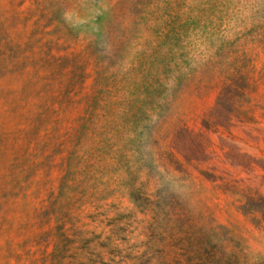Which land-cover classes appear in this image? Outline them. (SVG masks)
Masks as SVG:
<instances>
[{"label": "rangeland", "instance_id": "374dc122", "mask_svg": "<svg viewBox=\"0 0 264 264\" xmlns=\"http://www.w3.org/2000/svg\"><path fill=\"white\" fill-rule=\"evenodd\" d=\"M0 264H264V0H0Z\"/></svg>", "mask_w": 264, "mask_h": 264}]
</instances>
